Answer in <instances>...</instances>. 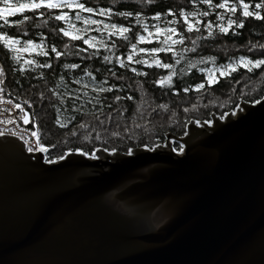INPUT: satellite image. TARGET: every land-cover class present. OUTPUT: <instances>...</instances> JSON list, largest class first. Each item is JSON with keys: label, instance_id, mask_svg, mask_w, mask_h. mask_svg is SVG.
Masks as SVG:
<instances>
[{"label": "water", "instance_id": "water-1", "mask_svg": "<svg viewBox=\"0 0 264 264\" xmlns=\"http://www.w3.org/2000/svg\"><path fill=\"white\" fill-rule=\"evenodd\" d=\"M166 137L46 161L0 135V264H264V97Z\"/></svg>", "mask_w": 264, "mask_h": 264}, {"label": "trees", "instance_id": "trees-1", "mask_svg": "<svg viewBox=\"0 0 264 264\" xmlns=\"http://www.w3.org/2000/svg\"><path fill=\"white\" fill-rule=\"evenodd\" d=\"M67 3L72 7L42 5L0 19V36L19 41L6 46L0 40L1 91L25 105L48 161L71 151L93 155L99 147L152 148L169 132L182 136L191 120L210 121L213 111L264 97V64L252 67L264 60V7H255L264 0H227L225 8L218 7L225 0ZM243 4L252 16L243 15ZM0 6L6 7L2 0ZM64 12L66 19H55Z\"/></svg>", "mask_w": 264, "mask_h": 264}, {"label": "snow or ice", "instance_id": "snow-or-ice-1", "mask_svg": "<svg viewBox=\"0 0 264 264\" xmlns=\"http://www.w3.org/2000/svg\"><path fill=\"white\" fill-rule=\"evenodd\" d=\"M205 2H207L208 4H211L212 0H205ZM2 3H3L6 7L0 8V19H5V15H7V16H13V15H15L16 13H23L25 10L39 9L42 5H43V6H46V7H48V8H60V7L65 6V4H66V6H68V7H72V4H71V3H67V0H65V3H64V4H62V3H57V2H53V0H47V3H46V4L44 3V0H40V2H38V3H37V2H34V0H33V2H29V3H21V2H19V0H16L15 3H13V0H2ZM73 3H75V0H73ZM226 6H227V0H225V3H221V4L218 5V7H220V8H225ZM77 7H78L81 11H87V12H89V13H91V12L93 11V9H91V8H85V6H84L83 4H77ZM255 7H256V8H262V7H264V3H262V4H256ZM243 8H244L243 15H244L245 17H248V16H252V15H253L252 12L248 11V5H247V4H243ZM231 11L235 12V11H236V8L233 7V8L231 9ZM102 14H103V13H102ZM121 15H130V13H121ZM181 15H184V13L182 12ZM203 15H207V12L203 13ZM77 18H79V17H77ZM255 18H256L257 20L261 19V16H260V14H259L258 12L255 13ZM24 19L27 20L28 17L25 16ZM55 19H56V20H64V19H66V16H65V15H57V16L55 17ZM221 19H223V17H221ZM5 23L7 24L8 21L5 20ZM19 23H23V21H20ZM92 23H95V21H92ZM232 23H233V21H229V25H230V26H231ZM113 27L115 28L116 26L113 25ZM237 27H243V24H242V23H239V24H237ZM189 30H191V25H189ZM220 30H221L222 32H225V33H227V31H228L227 28H221ZM120 31L123 33V32H127L128 29H127V28H121ZM64 35H65V36H68L69 33H68V32H64ZM78 38H79V37H77V36H72V39H74V40H75V39H78ZM140 39L143 40L144 37H140ZM0 40H4L6 46L19 43V41H17V40H12V39H8V38L5 37V36H0ZM85 43H88V41L85 40ZM28 46H31V42H30V41L28 42ZM25 50H27V46L25 47ZM52 51H53V52H56V49L53 48ZM142 51H143V50H142ZM154 51H159V49H156V50H154ZM56 55L59 56L60 53H59V52H56ZM17 59H18V57H17ZM105 59L107 60L108 58L105 57ZM129 59H131V57H129ZM241 61H242V63H252L251 61H244L243 58H241ZM26 63H31V61H26ZM157 64H159L158 61H157ZM262 64H264V60H257V61H255L254 64H252V67H259V66L262 65ZM48 66H49V65H44V67H48ZM65 67H73V68H75V67H77V65H65ZM163 67L168 68V67H170V65L165 64V65H163ZM229 67H231V65H229ZM249 70H251V69H249ZM232 71H235V68H232ZM2 74H3V70L0 69V75H2ZM221 75H224V73L222 72ZM168 79H170V77H166V78H165V80H168ZM163 82H164V81H161V83H163ZM210 82H212V81H211V78H210ZM0 83H3V81L0 80ZM198 87H199V88H203L204 85L201 84V85H199ZM107 91H111V89H107ZM116 99H120V97H117ZM129 99H131V97H129ZM15 107H16V108H20V105L17 104V105H15ZM162 107H163V106H162ZM8 122L10 123L11 121H8ZM24 122H25V123H28V122H29V121H28V116H27V114H25V116H24ZM61 126H64V125H61ZM82 127H83V126H82ZM2 134H3V133H0V135H2ZM31 135H32L33 137H37V144H39L38 133H37L36 131H33V132L31 133ZM25 143H28V141H25ZM32 150H33V149L30 147V148H29V151H32ZM40 150H41V151H46V149H44V148H41ZM62 158H63V157H61V159H62ZM93 158H94V156H93Z\"/></svg>", "mask_w": 264, "mask_h": 264}, {"label": "built area", "instance_id": "built-area-1", "mask_svg": "<svg viewBox=\"0 0 264 264\" xmlns=\"http://www.w3.org/2000/svg\"><path fill=\"white\" fill-rule=\"evenodd\" d=\"M17 104L20 105V108L15 107ZM25 114L28 116L25 105L16 102L13 98L4 96L0 85V133L19 137L23 141L27 152H30L29 148L31 147L32 151L36 153L39 148L45 149L46 146L40 140L39 144H37V137L31 135L33 131L37 132V127L35 122L30 123L29 117V122H24ZM8 121L11 122L9 123ZM25 141H28V143H25Z\"/></svg>", "mask_w": 264, "mask_h": 264}, {"label": "rangeland", "instance_id": "rangeland-1", "mask_svg": "<svg viewBox=\"0 0 264 264\" xmlns=\"http://www.w3.org/2000/svg\"><path fill=\"white\" fill-rule=\"evenodd\" d=\"M55 2H57V3H62V4H64L65 3V0H61V1H55ZM66 7V4H65V6H63V7H61V8H65ZM0 8H3V6H0ZM64 15H66V12H64L63 13ZM239 107V105L236 107V108H238ZM236 111V109H228V110H226V111H223V112H220V113H215L216 115H219L220 117H223V116H225L228 112H232V113H234ZM209 122V121H208ZM167 141V137H165V139H164V141H162V142H159V143H157V144H154V146H158V145H164L165 144V142ZM171 147L175 150V151H177V152H179V151H181L182 150V143L181 142H179V141H177L176 139H174L173 137H172V145H171ZM133 148H135V147H133ZM132 148V149H133ZM96 152V151H95ZM95 152H94V154H95Z\"/></svg>", "mask_w": 264, "mask_h": 264}]
</instances>
